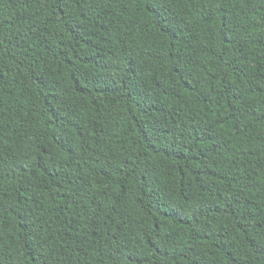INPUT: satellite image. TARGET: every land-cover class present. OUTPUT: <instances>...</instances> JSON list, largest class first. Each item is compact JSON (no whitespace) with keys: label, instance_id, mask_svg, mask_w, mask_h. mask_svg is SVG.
<instances>
[{"label":"trees","instance_id":"obj_1","mask_svg":"<svg viewBox=\"0 0 264 264\" xmlns=\"http://www.w3.org/2000/svg\"><path fill=\"white\" fill-rule=\"evenodd\" d=\"M0 264H264V0H0Z\"/></svg>","mask_w":264,"mask_h":264}]
</instances>
